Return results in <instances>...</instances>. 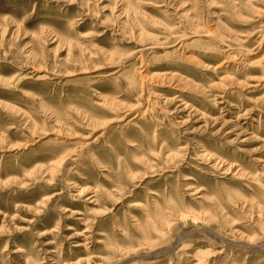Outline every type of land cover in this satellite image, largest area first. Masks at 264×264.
I'll use <instances>...</instances> for the list:
<instances>
[{"label":"rangeland","instance_id":"1","mask_svg":"<svg viewBox=\"0 0 264 264\" xmlns=\"http://www.w3.org/2000/svg\"><path fill=\"white\" fill-rule=\"evenodd\" d=\"M0 264H264V0H0Z\"/></svg>","mask_w":264,"mask_h":264}]
</instances>
